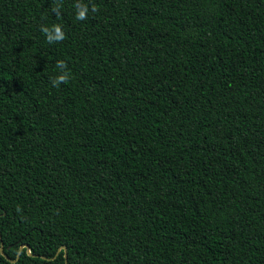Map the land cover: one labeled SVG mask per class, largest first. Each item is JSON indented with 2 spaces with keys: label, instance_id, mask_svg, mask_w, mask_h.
Returning <instances> with one entry per match:
<instances>
[{
  "label": "trees",
  "instance_id": "obj_1",
  "mask_svg": "<svg viewBox=\"0 0 264 264\" xmlns=\"http://www.w3.org/2000/svg\"><path fill=\"white\" fill-rule=\"evenodd\" d=\"M54 2L0 0V264H264V0Z\"/></svg>",
  "mask_w": 264,
  "mask_h": 264
},
{
  "label": "clouds",
  "instance_id": "obj_2",
  "mask_svg": "<svg viewBox=\"0 0 264 264\" xmlns=\"http://www.w3.org/2000/svg\"><path fill=\"white\" fill-rule=\"evenodd\" d=\"M62 3L63 0H55L54 6L51 9L57 17L61 15L60 9ZM74 9L75 19L78 21L86 20L90 11L97 13L99 10L96 5L91 4V0H88V2H85V0H75ZM40 31L44 34L49 44L62 42L66 38L65 32L59 23H54L50 26L41 24ZM56 69L58 70L57 74L50 78L52 86L59 87L61 84H67L70 80V73L67 70L65 61L58 60L56 62Z\"/></svg>",
  "mask_w": 264,
  "mask_h": 264
},
{
  "label": "water",
  "instance_id": "obj_3",
  "mask_svg": "<svg viewBox=\"0 0 264 264\" xmlns=\"http://www.w3.org/2000/svg\"><path fill=\"white\" fill-rule=\"evenodd\" d=\"M0 247H1V242H0ZM26 251H28L27 248H26Z\"/></svg>",
  "mask_w": 264,
  "mask_h": 264
}]
</instances>
